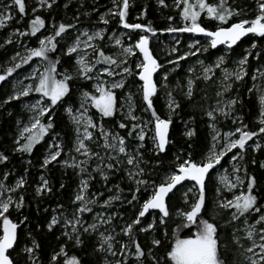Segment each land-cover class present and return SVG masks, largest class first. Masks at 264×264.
I'll return each mask as SVG.
<instances>
[{"label": "snow or ice", "instance_id": "obj_1", "mask_svg": "<svg viewBox=\"0 0 264 264\" xmlns=\"http://www.w3.org/2000/svg\"><path fill=\"white\" fill-rule=\"evenodd\" d=\"M158 3L167 6L165 0H158ZM174 3L178 8L183 5L179 14L184 25L169 26L165 31L190 33L202 36L204 39L193 40L188 47L194 50L180 55L170 63L178 64L189 55L197 56L199 53L223 46L224 54L218 56L213 65H204L202 60L197 61L202 67V78L205 81L210 80L215 75L214 69H220L221 90L217 91L216 95L223 97L226 92L232 90L235 83L244 81L245 77L250 76L253 83L247 88V92L258 98L259 128L258 131L252 130L244 123L242 116H233L236 106L243 104L239 94L226 101L218 99L216 106L205 113L211 121L209 127L213 133L212 145L208 153L200 162L193 161L189 155L178 163L174 170L167 172L158 183L154 180L150 181L151 173L146 170L149 163L146 153L151 152L157 158L166 153L172 142L170 139L172 116L181 105L172 96V92L168 91L166 101L168 115L162 118L154 107V98L157 97L158 92L154 74L162 65L150 50L147 34L151 33L155 36L156 29L150 23L126 21L130 0H112L113 8L107 13L100 14L97 21L99 24L109 25L111 19L118 17L117 23L123 29L130 32L139 30L138 39L128 46H125V42L117 37L115 32L107 36V41L114 40V45L119 47V56L122 58L106 55L95 43L105 41L108 31L105 28L89 32L87 29L77 28L76 23L57 22L52 18L50 34L42 33L41 30L47 29L46 20L37 13L41 9L50 11L57 4V0H35L26 30L17 29L12 33L18 37H36L38 47L29 48L26 44L23 45L27 54L21 56V53L17 52L12 60L15 61L20 57V62L8 67L5 74L0 75V81H5L16 69L29 64L34 58L41 61V64L33 68L26 77L35 83L28 84L3 101L4 104H8L20 100L21 97H28L33 92L39 94L34 104H25V108L33 115L30 123L20 128L19 135L14 140L13 150L31 156L35 146L51 132L52 143L46 144V154L39 167L43 171H48L50 164H60L65 168L74 169L80 176L78 189L71 200L74 206L72 211L69 213L64 205L58 204L57 208L52 210L51 218L46 221L45 227L48 233H53L59 227L61 233L57 239L65 238L58 249L53 250L47 259V264H85L82 256L69 254V242L72 247L85 255H88L87 249L92 248V255L95 258L89 259L87 264H264V204L258 203L260 197L255 191L259 187L257 178L249 175L247 168L239 164L244 160L246 146L252 147L253 150L261 149V144L253 141V138L259 136L264 139V136H261L264 134V0H255V15L251 19H234L239 18L245 9L241 7L237 11L229 0H218L216 3H209L208 0H194V2L174 0ZM64 7L67 8L68 4L65 3ZM27 8L26 0H10L0 10V29L7 27V23L16 18L13 12L23 20L28 15ZM202 14L216 22L211 29L202 26ZM84 15L90 13L85 12ZM74 19L78 22L79 16ZM171 19L170 16L169 20ZM73 31L77 33L75 36L72 35ZM38 33L41 35L38 36ZM66 37L70 42L59 48L60 56L55 59L50 58V54L58 52L61 40ZM245 37H249L250 48H245L239 57H234V46H238ZM128 39H132L130 34ZM257 39L260 40L259 46ZM12 43L11 36L4 41V44ZM176 43L179 44V40ZM3 46L0 44V47ZM258 47L260 50H257ZM89 49L92 50L91 59H89ZM172 51L175 52L177 49L173 48ZM131 56L137 57L138 62L132 61L134 67L129 66L128 57ZM61 57H70L74 60L75 74L68 71L63 74L58 73L57 65L62 63ZM249 57H255L259 61L251 72ZM226 60H232L235 66L232 69L222 67ZM97 65L102 67L97 68ZM192 71V68L188 69L189 73ZM58 75H62V78L58 79ZM196 79L201 77L197 76ZM77 80L92 81V83L88 86V90L81 91L78 109L71 106L65 108L74 125V139L64 141L61 134L54 131L56 123L52 113L57 107L69 103L65 98L70 96L72 84ZM163 80H168L167 73L164 74ZM133 87L141 98L139 105L134 103L133 94L129 90ZM161 87L167 89L168 85L163 83ZM121 89L125 90L120 93L123 97L122 102L116 91ZM193 93L194 80L189 78L186 98L191 100ZM90 109H95V113L89 115ZM138 109L142 115L136 114ZM118 112L119 120L115 119ZM143 114H147V118H144ZM46 116L47 121L42 122ZM218 116L230 119L232 124L237 126L221 136L216 127ZM17 124L19 126V121ZM93 130L98 132V137L94 136ZM119 130L126 131L121 134ZM184 135L191 140L196 132L186 127ZM221 139L224 143L220 150H217ZM249 141H253V145H249ZM89 142L95 144L96 149L101 151L90 147ZM66 146L67 159H62ZM191 146L189 144V147ZM234 149L238 151L233 152ZM73 152L77 155H72ZM228 153H232L230 159L235 162L232 164L235 179L230 180L227 176H222L220 182L228 192L232 193V198L218 199L214 203L230 212L229 223L240 221L244 225L243 229L238 225L235 226L231 232V243L234 247H229L228 242L222 239L223 233L220 229L225 225L218 224L215 216L208 219L202 215V211L207 208L206 179H211L210 173L217 165H221V161ZM176 159L180 160L179 153ZM7 162L9 156L0 151V165H6ZM93 162L95 166L91 167ZM26 163L31 166L33 162L28 160ZM156 163L159 165L162 160L157 159ZM252 163L256 161L253 160ZM259 167L264 169V162L259 163ZM241 171L244 172L243 176L239 175ZM10 172L11 170L4 172L3 178L0 179V264H42L39 255L42 246L31 230L25 233V241L21 244L18 229L21 226L27 227L29 220V217L21 212L25 207V196L22 192L16 197L11 195L25 187L28 168H25L24 175L16 179L14 184H5L4 181L8 180ZM119 173H123L121 179L129 183L130 196L123 195L124 189L118 183L107 187L112 183V177ZM97 178L102 182V189L110 193L102 202L99 199L104 195L102 190H98L92 198L86 195L91 182ZM184 182H192L187 186V190L183 191V203L189 206V210L176 211L175 215L180 222L169 232L168 220L173 213L166 203V198L170 199L169 194H174L173 190ZM64 187L65 185L61 183L60 188ZM237 188L241 189L238 194L234 191ZM52 192L50 180L41 174L35 195L42 197ZM138 193L147 195L138 196ZM190 193L193 199L191 204H189ZM220 193L221 189L217 188V197ZM117 202L128 206L127 212H131L128 219H125L126 212L116 211L114 208ZM94 207H98L100 211L94 213ZM10 210L20 213L22 219L14 222L10 218ZM88 213H93L90 222L85 216ZM146 214L153 216L151 222L145 223L143 218ZM120 221L122 223H119ZM116 226H119V232L116 231ZM193 227L194 231H192ZM101 228L105 230L101 231ZM184 229H188L190 234L181 238L180 233ZM240 231H243V237L237 236L236 233ZM154 233H162V236ZM140 234H144L143 242ZM118 236L127 237V240H118ZM242 240L248 242L247 246ZM165 241H168L167 245Z\"/></svg>", "mask_w": 264, "mask_h": 264}, {"label": "rangeland", "instance_id": "obj_2", "mask_svg": "<svg viewBox=\"0 0 264 264\" xmlns=\"http://www.w3.org/2000/svg\"><path fill=\"white\" fill-rule=\"evenodd\" d=\"M139 1L143 0H130V7L128 10V16L126 17V21L129 23H141V24H151V26L156 29V35L153 36L151 33H148L149 36V47L150 50L153 52L154 57L157 59L158 63L162 65V67L158 70L157 73H155L154 81L157 82V97L154 98V107L157 110L158 114L164 118L168 115V109L166 105L167 101V92L171 91L172 96L175 98L176 101H178L181 105L179 109L176 110V113L172 116L173 124L170 126V139L171 143L168 146V149L166 153L161 154V157L157 158L152 155L151 152L146 153V158L148 159L149 163L147 166V172H150V181H156L157 183L161 181V179L166 175L167 172H170L174 170L178 163H180L184 158H187L189 155L193 161L200 162L204 156L208 153L209 149L212 145V129L209 127V124L211 121H209L207 115L205 114L207 110H209L212 107L216 106V102L218 99L228 100L229 98L236 97L238 93V86L239 83H235L233 85V88L230 92H226L223 97H217L216 93L217 91L221 90L220 85V78H221V70L220 69H214L215 75L212 76V79L205 81L202 78V67L197 62L198 60H202L204 62V65H213L217 59L218 56L224 54V47L221 46L219 49H217L218 53H211L210 49L208 52L199 53L197 56H191L189 55L187 59L179 61L178 64L170 63V61L175 60L180 55H183L184 53H187L189 51H192L194 49H189L188 45L193 42L195 39H200L203 41L202 36H196L190 33H168L165 31L166 28L169 26L172 27H182L184 25V22L182 21L180 17V12L182 11L183 5L178 8L176 7L174 0H165V5L167 6H161L158 3V0H146L152 2V9L154 10V17L149 18L147 15V10L149 9V6L142 5L140 10H136V6ZM10 0H0V10L3 9L4 5L8 4ZM191 2H194V0H191ZM209 3H216L218 0H208ZM26 3L28 5L27 12L28 15H26L23 20L19 18L16 12H13V16L16 18L12 21L7 23V27L0 29V44H3V47H0V75L5 74V70L8 67H13L14 63L20 62V57H17L15 61L12 60V57L16 55L17 52L21 53V56L26 55V49L23 45H27L29 48L31 47H38V41L36 37H18L12 35V33L19 29L21 31L26 30V25L28 20L31 18V8L33 4L35 3V0H26ZM65 3L68 4V7L65 8ZM229 3L232 4V7L236 8L237 11L242 7L245 9V12L241 14L239 18L234 19H251L254 18L255 15V0H229ZM110 8H113L112 0H57V4L53 7V9L44 10L41 9L37 14L41 15L42 18H45L47 29L41 30L44 34H50L51 32V24H52V18H55V21L57 22H65V23H76L77 28L84 30L87 29L89 32H92L94 30H98L100 28L107 29L106 33V39L105 41H96L97 45L103 49L106 55H112L117 58H122L119 56L120 49L119 47L114 45L113 41H107V36H111L113 32H115L117 37H120L124 42L125 46L131 45L135 43V41L138 39L137 33L139 30L132 31L127 29H123L120 27L117 23L118 17L116 19H111V23L109 25H102L99 24L98 17L102 13H107ZM85 12L90 13V15H84ZM79 16V21L77 22L74 17ZM172 17L171 20H169V17ZM26 18H28L26 20ZM203 21L205 24L211 25L210 27L216 23L215 21H212L208 18H206L205 14H202L201 16V22L203 26ZM155 22H161L162 27L161 29H158L157 26L154 25ZM205 27V26H204ZM209 27V29H211ZM124 33V35H121ZM77 33L73 31L72 35L75 36ZM131 35L132 39H128V35ZM41 34L38 33V36ZM11 36L13 43L12 44H4V41ZM59 39V38H58ZM245 39H249L248 37H245L242 39V41L239 43V45L242 44V42ZM179 40V44L176 43V41ZM67 41V37L64 40H61L59 48H63L64 44ZM236 47V46H235ZM176 48L177 51L173 52L172 49ZM245 48H250L249 40L247 45L241 49L240 54ZM259 49V48H258ZM257 49V50H258ZM91 49L88 50L89 52V59L92 58L91 56ZM216 51V52H217ZM221 51V52H219ZM233 54L234 57H239V55ZM60 56V53H55L50 55L52 59L57 58ZM69 61H66V63L62 64L57 68L58 73L63 74L65 71L71 72L72 74H75V67H74V60H72L70 57H67ZM62 59V57H61ZM250 59V57H249ZM129 60V66L134 67L132 64V61H137L136 56L128 57ZM254 63L252 65V68H250V72L254 70L255 66L259 64V61L253 58ZM41 64V61H39L38 58H34L32 61L29 62L27 65H23L20 69H16L11 76H8L5 81H0V88L5 84L6 89L2 90L0 94V124L2 122L1 117L3 116H11L14 114V125H13V131L9 137V139L12 142V146H4V144H0V151L4 152L6 155L9 156V162L5 165V167H1L3 165H0V179L3 178L4 172H9L11 170L8 180L4 181L5 184H14L15 180L18 179L20 176L24 175L25 168H28V174H27V183L25 187L21 190H19L17 193H11L13 197L18 196L21 192L25 196V207L21 210L23 215H26L29 217V220L27 222V227L21 226L20 229H18V232L20 233L21 237V244L25 241V233L29 230L32 231L33 235L36 237V239L41 243V250L39 252V255L41 257L42 264H47V259L50 257L54 249H58V246L64 242L65 238L61 237L60 239H57V237H60L61 228H56L54 231L56 232L54 243L51 244V240L49 239V234L47 232V229L45 227L46 221L51 218L52 210L57 208L58 204L64 205L65 210L69 213L73 209V205L71 204V200L74 198V195L76 194V191L78 189L80 176L76 174V171L72 168H65L61 166L60 164H50L52 165V168L57 169L58 171H71L74 174V181L75 183H69V194L70 197L68 200L63 199H53L51 204H48L49 197H53V192L49 193L47 195H44L42 197H37L35 195V188L39 184V177L41 174L45 175L49 180V176L47 171H43L39 164L43 160L44 154H46V144H51L52 139L50 135L49 137L45 138L41 142V148L42 152L41 154H33L29 156L28 154H21L18 152H14L15 144L14 140L19 135L20 128L23 127L25 124H29L32 118L33 113L28 111L25 108V104H34L36 99L39 98V94L31 93L28 97H21L20 100H15L14 102L19 103L17 106V109L10 106V103L4 104L3 101L8 98V96L12 95L14 92H18L23 87L27 86L28 84H33L35 81H33L30 78L26 77L29 75V73L32 72L33 68L39 66ZM235 65L233 64L232 60H226V63L222 66L228 69H232ZM102 67V65H97V68ZM192 68L193 71L191 73L188 72V69ZM119 71V69H117ZM167 73L168 80L164 81L163 76ZM197 76H200L201 79H196ZM57 78H62V75H58ZM105 79H110L108 77H104ZM119 79V77H116ZM191 78L194 80V93L193 98L191 100L187 99L185 96V93L187 91V80ZM247 78V77H245ZM131 79V78H129ZM92 83V81H74L71 88V93L69 97H66L69 101L68 104H65L63 107V116L65 117L66 121L68 122L69 126L72 129V139H74V125L71 122L70 117L67 115L65 108L71 106L74 109L79 108L80 103V93L82 90H88V86ZM163 83H167L168 88L165 89L161 87ZM252 81L249 76V87L252 86ZM258 83V82H257ZM238 85V86H237ZM131 93L133 94V100L136 105H139L141 103V98L139 94L136 91V88L133 87L129 89ZM117 95L120 96L121 92H125V90H116ZM249 97L253 99V102L256 107V113L254 116H252L251 120H245L244 123L249 125V128L252 130L258 131L259 125L257 123L259 119V110H258V98L247 92ZM121 102L123 101V97L120 96ZM238 104L236 106V110L233 112V116H242L240 113ZM7 110V112H4L2 114V110ZM58 107L56 108L55 112L57 111ZM55 112L52 113V116L55 115ZM11 113V115H9ZM95 113V109L89 110V115ZM137 115H142L139 111V109L136 112ZM194 114H197L199 119L203 121L202 127L206 129V136L205 139L200 140L201 142H198V145H193L192 140L197 137L198 130V123L197 119L194 116ZM3 115V116H2ZM98 115V114H97ZM144 118H147V114H143ZM4 117V118H5ZM47 117V116H46ZM44 117L43 120L46 118ZM243 117V116H242ZM115 119H120L119 112L117 113V116ZM17 121H19V126L17 124ZM237 125H233L230 119H225L222 116H218V119L216 121V127L220 131L221 136L224 132L232 131ZM187 128L194 129L196 132V135L189 140L185 135L184 132ZM94 131V136L98 137V132ZM121 134H123L126 130H119ZM261 136H264V134H261ZM62 138V137H61ZM175 138H182L181 144H175ZM64 141L65 139L62 138ZM253 141L256 143L261 144L260 150H253L252 147H247V151L244 154V160L240 161L239 164L243 165L247 168V171L249 175L257 176L255 175V172L262 173L261 179L259 180L258 184L259 187L255 189V191L258 193L260 199L258 203L264 204V169H261L259 167V163L264 162V139L261 137H254ZM253 141H249V145H253ZM90 143V142H89ZM150 146V141L148 142ZM224 141L221 139L220 143L217 146V150H220L221 146L223 145ZM189 144L192 146L189 147ZM90 147L96 149L95 144L90 143ZM98 151H101L100 149H96ZM237 149H234L233 152H237ZM67 152L68 147H65V153L62 154V159H67ZM180 155V160H177V154ZM72 155H77L76 153H72ZM232 153H228L227 156L223 158L221 161V165H217L214 170L210 173L211 179H206V204L207 208L206 210L202 211V215H204L205 218L210 219L212 216L216 217V222L221 225H225V227H222L220 229L222 235V239L226 240L229 244V247H234L231 243V232L234 230L235 226H239L241 229H243L244 225L241 224L240 221H235L232 223H229L230 221V212L226 211L224 209L219 208L214 202L218 199H231L232 193L228 192L223 184L220 182V178L222 176H227L230 180H234L235 176L232 173V164L235 163L231 161ZM16 157L17 160H14L13 158ZM78 159H83V157H78ZM157 159L162 160V163L157 165L156 161ZM32 160V165H27V161ZM255 160L256 163H252V161ZM23 166L22 169H20V166ZM49 165V167H50ZM95 163L93 162L91 164V167H94ZM254 168H258L255 169ZM254 170V171H253ZM239 175L243 176L244 172L241 171ZM123 176V173H119L116 176L112 177V183H110L107 187H112L113 184H120L121 188L124 189L123 195L127 194L130 196L129 193V183L121 179ZM257 178V177H256ZM62 182H64V178H61ZM50 183L52 185V182L50 180ZM191 182H185L183 185H179L177 189H175L173 193L170 194V199L167 198L166 203L169 204L170 210L172 211L173 215L168 220V230L171 228L174 229L176 227V224L180 222V220L176 217L175 213L177 210H189V206L185 205L183 203V191L187 190V186H190ZM220 188L221 193L220 196L217 197L216 195V189ZM61 189V188H60ZM98 190L104 191V195L99 197L100 201L107 199V197L110 195V193L107 192L106 189H102V182L99 181L97 178L96 180L91 182V186L88 190V193L86 194L89 198L93 197V194H96ZM241 189L237 188L234 191L238 194ZM246 190V189H244ZM59 191V190H58ZM115 191V189H113ZM138 196H146V193H138ZM28 197H33V200H42L43 202L46 200L45 209L48 211H44V213H38L37 219H33L29 215V202L27 201ZM193 202L192 194H189V204ZM38 209V205L36 206ZM114 208L116 211L126 212L127 215L125 216V219H128V217L131 216V212H127V205H121L119 202L114 204ZM11 211L10 218L13 219L14 222H18L19 219H22V216L20 213H17L15 211ZM96 211H100L98 207H94V213ZM111 210H109L110 212ZM93 213L85 214V216L89 219V222L91 221ZM145 223L151 222L153 219L152 215H147L143 218ZM243 219V218H241ZM117 222H114L116 224ZM119 223H122L120 221ZM35 227V228H34ZM104 228H101V231H104ZM111 229L109 228V231ZM169 230V232H171ZM195 228L193 227L192 231H194ZM116 231L119 232L120 228L119 226H116ZM41 233V234H39ZM189 233L188 229H184L183 232L180 233L181 238H185ZM238 237H243L244 233L243 231L236 233ZM154 235L162 236V233H154ZM143 236L144 234H140V239L143 242ZM49 239V240H48ZM118 240L126 241L127 237L118 236ZM168 241H165V244L167 245ZM247 246V241H243ZM119 247V245H117ZM68 251L69 254H76L80 255L87 261L89 259H94L95 256L92 255V248L87 249L88 255H85V253L80 252V250L72 247L71 243L69 242L68 245ZM242 259V257H239ZM108 259H112V257H108ZM85 264H87L85 262Z\"/></svg>", "mask_w": 264, "mask_h": 264}, {"label": "trees", "instance_id": "obj_3", "mask_svg": "<svg viewBox=\"0 0 264 264\" xmlns=\"http://www.w3.org/2000/svg\"><path fill=\"white\" fill-rule=\"evenodd\" d=\"M143 4L149 6V9L146 12H147V15H148L149 18H153L154 17V10L152 9V2L151 1H146V0H143V2L139 1L137 6H136V10L139 11ZM27 19L28 18H26V20ZM203 23H204V21H203ZM154 25L157 26L158 29H161V27H162L161 22H155ZM203 26H205L206 28H209L211 25L204 23ZM248 40L249 39H245L242 42L241 45L236 46L235 47V51H234L233 54H236V55L240 54L241 49L244 48L247 45ZM257 44H258V46L260 45V40L259 39H257ZM258 50H260V49H258ZM216 51L217 50L212 49L210 52L213 53V54L218 53V51L217 52ZM219 52H221V51H219ZM57 53H60L59 49H58ZM50 55L52 56V54H50ZM253 58L254 57H250V59H249L252 64L254 63ZM66 61H69V59L67 57H62V63L57 65V68H59V66H61L62 64L66 63ZM238 88H239L238 89V93H239L240 99L243 102L242 106L239 105L240 113L242 114V116H243V118L245 120H249L250 121L252 116H254V114L257 111H256L255 104L253 102V99H251L249 97V95L247 94V88H249V77L245 78V80L242 81L239 84ZM4 89H6V85L5 84L0 88V94H1L2 90H4ZM18 104L19 103L13 101V102H11L10 106L12 105V107L17 109ZM4 112H7V110L3 109L2 110V114ZM194 116L196 117L197 123H198V128H196L198 130V134H197V137L194 138V140H192V143H193V145H198V142H201L200 140L205 139L206 129L201 126L203 121H201L199 119L197 114H194ZM4 117L5 116H3V118L1 117L2 122L0 124V144L1 145L4 144V146H12V142L13 141H11L9 139V137H10L12 131H13V125H14V119H15L14 118V114H12L11 116H7L5 118ZM47 119H48V117H46L43 120V122H46ZM53 119H54V121L56 123V128L54 129V131L55 132H59L61 134V137L64 138L65 141L72 140V129L69 126L68 122L66 121L65 117L63 116V108H59L58 107L57 111L55 112V115L53 116ZM50 135H52L51 132L48 135H46L45 138L49 137ZM175 140H176L175 144L179 145V144H181L182 140H184V139L175 138ZM41 147H42L41 143L35 146V148L33 149L34 155L41 154V152H42V148ZM13 159L17 160L16 157H14ZM1 167L3 168V167H5V165H3ZM22 168H23V166L21 165L20 169H22ZM255 169H258V168H254V170ZM47 173H48V176H49V178H50V180L52 182V187L54 188L53 197L52 198L49 197L50 199H47L48 200V204H51V202L49 203V201H52L53 199L68 200L69 197H70L68 184L69 183L70 184L71 183L72 184L75 183V181H74V177L75 176H74L73 172H71V171H58L57 169L52 168V165H50L49 170L47 171ZM255 175H257L256 177H257V180L259 182V180L261 179L260 175H262V173L255 172ZM61 178L65 179L64 180L65 183H63L65 185V187L63 189H60V182H62ZM124 196H129V195L124 194ZM27 201L29 202V205H30L29 206V215L34 220L38 218L37 217L38 213H41V212L44 213L43 209L45 208L44 204H46V200L43 202L42 200H40V201L37 200V199L33 200V197H31V198L28 197ZM37 205L39 207L38 209L36 208ZM45 214L46 213H44V217H45ZM169 230H171V228ZM39 234H41V233H39ZM55 235H56L55 231L53 233L49 234V237H50L49 239L52 242L51 244L54 243ZM85 262L87 263V259H85Z\"/></svg>", "mask_w": 264, "mask_h": 264}, {"label": "water", "instance_id": "obj_4", "mask_svg": "<svg viewBox=\"0 0 264 264\" xmlns=\"http://www.w3.org/2000/svg\"><path fill=\"white\" fill-rule=\"evenodd\" d=\"M243 39H244V38H243ZM239 43H240V42H239ZM220 47H221V46H218L217 49H219ZM234 47H235V46H234ZM217 49H214V50H217ZM154 77H155V74H154ZM184 183H185V182H184ZM191 183H192V182H191ZM178 186H179V185H178ZM178 186H177V187H178ZM174 190H175V189H174ZM174 190H173V191H174ZM170 194H171V193H170ZM170 194H169V196H170ZM166 201H167V198H166Z\"/></svg>", "mask_w": 264, "mask_h": 264}]
</instances>
